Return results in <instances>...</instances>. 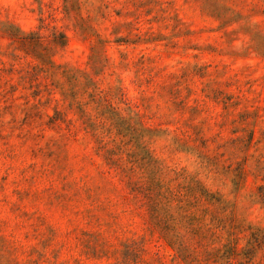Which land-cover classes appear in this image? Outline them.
Here are the masks:
<instances>
[{
	"label": "rangeland",
	"instance_id": "374dc122",
	"mask_svg": "<svg viewBox=\"0 0 264 264\" xmlns=\"http://www.w3.org/2000/svg\"><path fill=\"white\" fill-rule=\"evenodd\" d=\"M0 264H264V0H0Z\"/></svg>",
	"mask_w": 264,
	"mask_h": 264
}]
</instances>
